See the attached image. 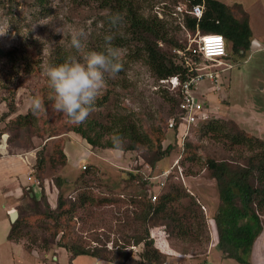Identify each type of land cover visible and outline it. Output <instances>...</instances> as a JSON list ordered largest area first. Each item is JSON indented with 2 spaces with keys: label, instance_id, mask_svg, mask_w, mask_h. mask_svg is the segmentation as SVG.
I'll use <instances>...</instances> for the list:
<instances>
[{
  "label": "rangeland",
  "instance_id": "1",
  "mask_svg": "<svg viewBox=\"0 0 264 264\" xmlns=\"http://www.w3.org/2000/svg\"><path fill=\"white\" fill-rule=\"evenodd\" d=\"M220 1L231 4L238 17L245 12L253 35L264 42V0ZM43 4L0 0V143L4 138V153L21 156L33 171L35 167L43 184L37 201L47 211L27 212L32 202L24 189L17 209L19 214L22 207L26 210L30 233L21 242L42 254L50 252L52 258L64 235L61 242L99 249L97 257H83L82 264H141L145 244L136 239L149 229V238L163 248L162 264H242L218 248L213 217L221 200L207 162H243L250 156L248 146L232 142L233 134L242 131L264 140V47L253 51L251 46L241 54L227 43L226 63L202 61L203 69L219 72L218 83L205 77L196 86L211 117L177 135L168 128V120L178 114L179 93L163 82L166 77L154 73L143 43L132 39L129 8L140 17L158 19L169 38L197 46L199 30L191 31L184 20L189 0ZM158 43L163 50L172 48ZM61 69L68 74L62 82ZM78 104H86L87 111L72 117L70 110ZM26 114V124L20 123L18 116ZM131 125L141 140H149L135 146L126 132ZM77 126L94 132L102 145L90 144L74 131ZM160 136L163 148L171 149L153 166L149 159ZM163 171L170 172L167 178L160 176ZM5 185L0 186V220L7 216ZM172 190L177 199L169 205L179 214L196 210L174 235L168 233L173 220H147L143 215L149 201L158 202ZM60 193L66 205L57 217L51 210L57 208ZM194 200L198 205L192 207ZM177 217L174 220L180 221ZM251 260L264 264V230Z\"/></svg>",
  "mask_w": 264,
  "mask_h": 264
},
{
  "label": "trees",
  "instance_id": "2",
  "mask_svg": "<svg viewBox=\"0 0 264 264\" xmlns=\"http://www.w3.org/2000/svg\"><path fill=\"white\" fill-rule=\"evenodd\" d=\"M39 1L43 6L45 0ZM196 4L204 5V12L201 18L189 14L193 5ZM188 6L190 10L184 20L191 31L199 30L201 33H220L224 35L228 44L231 43L232 50L241 54L251 48L254 35L245 12L243 17H238L234 13L231 7L232 5L226 4L220 0H189ZM236 6L242 8V4H236ZM129 9V27L132 39L143 43L142 48L146 53L144 54L146 62L151 66L155 74L159 77L166 78L178 76L180 80L184 82L188 80L191 75L196 73V70L191 71L190 67L187 66L185 59H183L184 55L180 56L176 51L183 50L190 56L192 51L186 49L188 43H184L175 38H169L168 34L164 32V25H161L158 19L140 17L135 12H132L131 8ZM128 34H130V32H128ZM159 41L171 44L172 48H170L169 51L163 50L161 48L162 46L160 47L158 43ZM61 71L59 75L61 78L60 81L62 82L68 77V74L62 69ZM177 92L179 93L178 99L180 101L181 92L179 88ZM179 101L177 103H179ZM10 106L11 109H14V102L11 101ZM87 108L86 104H78L70 110V115L72 117H81L85 114ZM27 115L28 114L24 116L19 115L18 121L26 124L24 118L27 117ZM175 119L177 122L180 121L177 114ZM210 128L213 129L212 124ZM73 129L81 134L93 146L102 145V140L98 138L94 132L91 134L88 130L82 128V126H77ZM137 131L138 130L133 125L126 128V132L129 133V139L136 143L135 146H137L138 143H144L149 140L148 136L146 140L145 136H143L141 140L142 136L139 132L137 133ZM157 139L156 141L158 142L155 153L153 157L149 159V162L153 166L164 157L168 156L171 149L170 147L163 148L162 136ZM232 142L238 145L248 146L249 149L252 150V153L243 162H230L229 160H216L214 158H210L207 162L210 175L217 180L221 200L218 211L213 217L215 231L217 236H219L218 248L223 252L225 257L233 258L242 264H253L251 260L252 249L264 230V219L262 216L264 212V140L249 136L241 131L238 134L232 135ZM256 143H258V147H254ZM111 146L117 147L114 144ZM34 173L35 167L33 175L37 177L38 174ZM39 180L42 183L41 178H39ZM56 184L59 188L62 187L61 182H57ZM40 185L42 186L43 184ZM27 190L25 194L32 202V204L29 203L31 207L30 209H26L27 212L31 210L37 215L45 214L47 211L43 210L39 205L34 189L31 187ZM176 199L175 191L172 190L167 194L165 193L158 202L149 201L145 205L143 214L144 219L164 220L166 217V220H173L175 224L168 230V233L171 235H174V232L183 230L186 225H184L185 223H182V221L186 218L187 221L193 219L194 215L191 212H195L196 210L184 211V213L179 214L177 209L169 205ZM57 204V208L51 210V215L53 213H58L59 209L66 205L63 202L61 193L59 194ZM191 205L194 207L198 204L194 200L191 202ZM26 210H23L22 207L18 219L12 223L9 239L21 241L24 236L26 237V235L30 233ZM177 215H181L182 217H177ZM183 215H185V217H183ZM175 217L180 219V221L174 220ZM43 224L47 225L45 223ZM168 225L170 224H166L167 227ZM44 229H47V227H44ZM57 233L58 232H56V234ZM149 236L150 231L147 229L144 235L138 236L136 239L137 243L144 241L145 244L144 250L140 253L141 264H162L165 262V258L162 253L163 251L157 246L158 240L155 242V239H150ZM62 238H65V236L63 235L57 240L59 242L56 244L60 247H65L70 252L71 260L83 254L97 257L96 252H98L99 249H94L95 251H92L82 245L61 242ZM45 239L47 238L45 237ZM25 246L29 251L35 249L30 244H25ZM130 257L131 254H127L125 259H129ZM101 258H105L106 260L109 259V257H104L103 255ZM122 262L123 261L120 260V263Z\"/></svg>",
  "mask_w": 264,
  "mask_h": 264
},
{
  "label": "crops",
  "instance_id": "3",
  "mask_svg": "<svg viewBox=\"0 0 264 264\" xmlns=\"http://www.w3.org/2000/svg\"><path fill=\"white\" fill-rule=\"evenodd\" d=\"M254 38L258 44L251 45L252 49L255 47L253 51L263 48V40L258 35H254ZM6 143L7 141H4V138L0 143V186L3 187L6 184L5 190L7 191L5 193V199L7 200L3 205L7 216L0 220V264H82L81 259L90 255H78L71 260L70 252L66 248L60 247L56 249L58 255L54 254L51 258L50 252L42 254L35 249L29 251L24 242L9 239V232L13 223L11 215L15 210L19 212L17 205L24 194V189L32 187L37 194L42 189L40 185L42 183L36 182L38 178H33V168L21 159V156L4 153L5 150L7 151ZM29 157L32 158V156ZM157 246L163 250L161 245L157 244ZM45 258L47 260H44ZM113 263L116 264V262ZM92 264H94V261Z\"/></svg>",
  "mask_w": 264,
  "mask_h": 264
},
{
  "label": "built area",
  "instance_id": "4",
  "mask_svg": "<svg viewBox=\"0 0 264 264\" xmlns=\"http://www.w3.org/2000/svg\"><path fill=\"white\" fill-rule=\"evenodd\" d=\"M204 12L203 4L193 5L190 13L198 18H201ZM188 51H192L188 56L183 50H176L180 56H183L185 63L190 70H196V73L191 75L188 80L182 82L178 76L167 77L163 82L168 85L171 90L180 89V101L177 106L178 116L180 121L177 122L175 117H170L168 120V128L176 131L177 135L180 133H186L191 125L198 124L210 119L209 109L197 95V84L205 77L212 79V82L218 83L219 72L215 70L203 69L202 61H213L212 63H226L225 60L228 56L227 40L224 35L220 33H201L198 31L197 46L189 45L186 48ZM200 58V59H199ZM209 64V63H208ZM218 86V84H217ZM183 143V142H182ZM185 143L182 144L184 146ZM86 168V165H83ZM170 172L163 171L160 176L168 177ZM148 177V176H147ZM146 177V179H147ZM38 183L39 181L36 180ZM99 264V263H96Z\"/></svg>",
  "mask_w": 264,
  "mask_h": 264
},
{
  "label": "water",
  "instance_id": "5",
  "mask_svg": "<svg viewBox=\"0 0 264 264\" xmlns=\"http://www.w3.org/2000/svg\"><path fill=\"white\" fill-rule=\"evenodd\" d=\"M252 44L257 45V44H258L257 40L254 39V40L252 41ZM11 217H12V221L15 222V221L18 219V217H19V212H18L17 210H15V211L12 213Z\"/></svg>",
  "mask_w": 264,
  "mask_h": 264
},
{
  "label": "clouds",
  "instance_id": "6",
  "mask_svg": "<svg viewBox=\"0 0 264 264\" xmlns=\"http://www.w3.org/2000/svg\"><path fill=\"white\" fill-rule=\"evenodd\" d=\"M251 44H252V43H251ZM208 120H209V119H208ZM206 121H207V120H206ZM204 122H205V121H204ZM86 168H87V166H86ZM86 168H85V169H86ZM83 169H84V168H83ZM37 180H38V179H37ZM38 181L40 182V180H38ZM39 182H38V183H39Z\"/></svg>",
  "mask_w": 264,
  "mask_h": 264
}]
</instances>
